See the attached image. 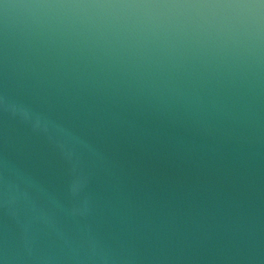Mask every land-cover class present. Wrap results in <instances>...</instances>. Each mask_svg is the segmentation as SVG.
I'll return each mask as SVG.
<instances>
[{
  "label": "water",
  "instance_id": "1",
  "mask_svg": "<svg viewBox=\"0 0 264 264\" xmlns=\"http://www.w3.org/2000/svg\"><path fill=\"white\" fill-rule=\"evenodd\" d=\"M0 264H264V0H0Z\"/></svg>",
  "mask_w": 264,
  "mask_h": 264
}]
</instances>
